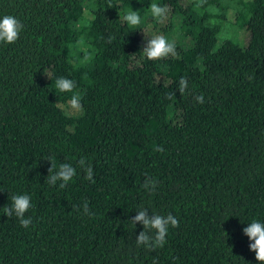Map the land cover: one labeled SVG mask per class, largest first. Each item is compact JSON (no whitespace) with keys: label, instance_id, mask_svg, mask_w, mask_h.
<instances>
[{"label":"trees","instance_id":"trees-1","mask_svg":"<svg viewBox=\"0 0 264 264\" xmlns=\"http://www.w3.org/2000/svg\"><path fill=\"white\" fill-rule=\"evenodd\" d=\"M182 1L0 0V19L24 26L0 43V264H259L243 229L264 223V0ZM147 25L175 57L144 56ZM58 77L75 81L82 114L57 107L72 95ZM51 157L77 169L64 189L47 183ZM22 194L28 228L5 215ZM141 208L179 221L163 248L137 246Z\"/></svg>","mask_w":264,"mask_h":264},{"label":"clouds","instance_id":"clouds-1","mask_svg":"<svg viewBox=\"0 0 264 264\" xmlns=\"http://www.w3.org/2000/svg\"><path fill=\"white\" fill-rule=\"evenodd\" d=\"M205 0H198L196 7H203ZM150 13L152 17L160 23H163L168 17L167 6H161L157 3L149 5ZM124 21L131 28H137L141 24V16L139 11L129 10L123 17ZM23 24L12 15H5L0 19V43L14 44L18 41L20 33L23 31ZM144 56L150 61H162L167 58L175 57L177 55L175 43L169 41L164 35H153L147 40L146 46L143 49ZM188 81L182 77L179 81L178 91L181 95L191 94L188 92ZM55 88L60 93H72L67 104H58L57 107L65 115L82 114L84 111L81 103L82 97L79 93L75 92V81L67 77H58L55 80ZM197 102L203 103V95L196 97ZM157 152H162V147L156 148ZM51 167L49 168V175L47 183L52 186L59 185L60 189H64L69 183L77 176V169L71 163L55 162V157H51L47 160ZM79 167L86 173L85 178L89 181L93 178V171L90 164H86L85 158H80L78 161ZM157 187V181L154 179L146 178L144 188L149 192H153ZM11 207L5 209V215L15 217L19 220L20 224L24 228H28L32 220L30 217H26V213L32 209L33 204L31 197L28 194L15 195L11 198ZM77 211L80 209L77 208ZM83 213L90 215L88 202L83 203ZM137 215L134 220L131 221L135 228L136 224H142L144 231L140 232L136 238L137 246H143L149 250H155L157 248H163L167 243L166 237L169 234L170 228L179 227V221L172 214L166 216L153 213L148 215V210L141 208L137 211ZM243 233L248 237L250 244L249 248L255 253V259L259 264H264V223L259 220H253L247 224V227L243 229Z\"/></svg>","mask_w":264,"mask_h":264},{"label":"rangeland","instance_id":"rangeland-1","mask_svg":"<svg viewBox=\"0 0 264 264\" xmlns=\"http://www.w3.org/2000/svg\"><path fill=\"white\" fill-rule=\"evenodd\" d=\"M188 0H183L182 3L186 4ZM167 21L165 20L163 23L164 25L167 24ZM162 24V23H161ZM238 29L235 28V30H228V32L232 33L234 36V39H238V34H237ZM242 35L245 37L244 40L248 37V33L246 30H241ZM143 33L145 34V36H148L149 38H151L153 35H161V33H157L156 29H153L152 25H147L143 28ZM220 38H222V36H220ZM240 41V39H238Z\"/></svg>","mask_w":264,"mask_h":264}]
</instances>
